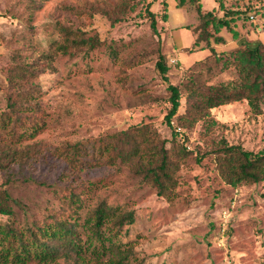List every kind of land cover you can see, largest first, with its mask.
Instances as JSON below:
<instances>
[{
	"label": "rangeland",
	"instance_id": "obj_1",
	"mask_svg": "<svg viewBox=\"0 0 264 264\" xmlns=\"http://www.w3.org/2000/svg\"><path fill=\"white\" fill-rule=\"evenodd\" d=\"M122 1L0 0V185L13 198L15 214L10 220L18 226L43 220L69 203L73 191L79 197L71 215L79 222L86 264H98L94 247H88L85 222L101 200L135 211L122 241L133 243L143 264H264V180L236 186L226 182L215 153L225 142L255 152L264 149V100L259 110L245 99L214 107L209 117L192 126L175 118L173 137L165 119L170 92L156 68L162 51L170 66V82L181 86L179 111L185 113L191 79L214 84L236 78L235 67H227L222 59L246 42H264V19L244 16L257 0H201L204 9H213L220 17L228 10L241 11L231 20L236 34L227 26L217 33L210 25L216 53L203 40L195 44L200 17L189 0L182 7L178 0H127L129 6L138 4L115 24L108 14L84 11ZM149 2L158 13L159 34L153 33L145 16ZM165 10L167 21L162 18ZM61 26L97 32L103 43L89 54H60L46 67L42 54L61 37ZM218 35L223 42L215 41ZM25 63L27 75L20 72ZM15 80L24 88L26 106L37 105L38 117L31 119L33 112L27 110L22 112L26 124L3 125L10 98L17 94ZM139 124H150L168 139L176 169L173 198L158 195L120 159L100 163L95 140ZM24 128L34 133L21 135ZM69 143L81 145L75 169L59 155ZM28 147L38 149L22 158L2 152ZM9 218L0 214V223ZM99 258L100 264H113L108 253ZM29 264L82 263L60 257Z\"/></svg>",
	"mask_w": 264,
	"mask_h": 264
},
{
	"label": "trees",
	"instance_id": "obj_2",
	"mask_svg": "<svg viewBox=\"0 0 264 264\" xmlns=\"http://www.w3.org/2000/svg\"><path fill=\"white\" fill-rule=\"evenodd\" d=\"M186 1L188 0H178L177 6L182 7ZM189 1L195 5L200 17L198 25L200 34L195 44L203 40L211 47L210 39L213 37V32L209 27L212 24L217 33L223 26L230 27L235 33V30L231 28V20L240 16L239 9L228 10L225 16L220 17L213 9H204L201 0ZM150 3L145 6V16L150 21L153 33L159 34L158 13L151 8ZM162 3L167 7V2ZM113 4L109 8H106L108 4L105 3L98 6L93 5L84 8V11L90 10L92 14L95 12L108 14L112 24H115L125 19L128 12L135 9L138 2L131 6L127 0ZM165 11L162 18L167 21L168 13L167 10ZM244 13L246 18L253 15L255 18L264 19V1L253 2L248 9L244 10ZM60 33L61 37L50 45L47 52L42 54L41 63L46 67L52 66L60 54H74L76 51L89 54L103 43L97 32L91 34L80 28L72 29L61 26ZM214 39L218 43L224 41L221 35L215 36ZM211 50L216 53L213 47ZM113 55L116 58L117 52L113 51ZM222 60L227 67H235L237 77L214 84H205L191 79V83L187 85L188 105L185 113L181 114L179 111L181 86L170 82L168 75L170 66L167 63V57L159 51L156 68L168 84L170 92L171 106L165 119L172 128L173 137L176 134L173 124L175 118H179L184 125L192 126L200 119L209 117L212 108L243 99L247 100L254 110L260 109V103L264 100V42L261 40L253 43L246 42L244 46L233 50L231 57ZM20 68V72L27 75L28 64L25 63ZM15 83L18 84L15 92L17 94L14 99L10 98L12 99L10 113L5 115L3 125L26 124L27 115L22 112L27 110L33 112L31 119L38 117L37 105L29 104L28 106L27 104L26 106L27 100L23 101L24 88L19 86L20 83L17 80ZM30 96L36 97L33 93ZM32 127L38 126L33 125ZM30 133L34 132L24 128L20 134L30 135ZM167 142L168 139L162 138L157 130L151 128L150 124H139L123 131L101 136L95 140L93 146L100 163L114 164L120 159L141 177L142 182L154 186L158 195L170 199L174 197L173 190L177 186V181L174 178L175 159L171 156V148L166 146ZM37 149L31 147L22 150L2 148V152L13 158H22L35 154ZM81 153L79 143H69L60 150L59 155L65 159L70 168L75 169L80 163ZM215 153L219 173L226 182L236 186L241 183H257L264 180V149L255 152L244 148L241 144L225 142L215 150ZM78 197V193L72 191L69 203L64 204L61 210L48 214L47 219L33 220L26 225L18 226L10 220L15 214L10 191L5 185H0V214L10 217L9 221L0 223V264L47 263L56 261L60 257L73 258L76 262L86 264L83 255L85 243L79 229V222L71 215ZM135 217L133 209L127 210L120 206L109 205L106 200H101L89 211L85 222L88 229L87 242L88 247H94L98 255L96 263L100 264V255L108 253L109 261L113 264H143V260L135 256L133 243L122 241L128 233V228L125 229V227L134 223Z\"/></svg>",
	"mask_w": 264,
	"mask_h": 264
},
{
	"label": "built area",
	"instance_id": "obj_3",
	"mask_svg": "<svg viewBox=\"0 0 264 264\" xmlns=\"http://www.w3.org/2000/svg\"><path fill=\"white\" fill-rule=\"evenodd\" d=\"M252 19H254L255 17L253 15H251Z\"/></svg>",
	"mask_w": 264,
	"mask_h": 264
}]
</instances>
